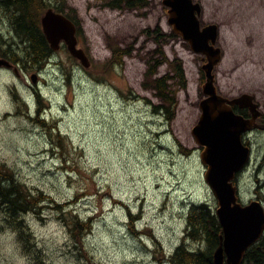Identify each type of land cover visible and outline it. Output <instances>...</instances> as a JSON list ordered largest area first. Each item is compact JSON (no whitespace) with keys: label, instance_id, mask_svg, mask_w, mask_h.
I'll return each instance as SVG.
<instances>
[{"label":"rangeland","instance_id":"374dc122","mask_svg":"<svg viewBox=\"0 0 264 264\" xmlns=\"http://www.w3.org/2000/svg\"><path fill=\"white\" fill-rule=\"evenodd\" d=\"M48 1L74 21L91 65L62 46L42 70L0 68V170L37 201L17 223L0 209V264H172L191 206L217 209L193 136L205 99L204 56L173 32L163 0L120 9L112 0ZM196 1L201 22L220 28L218 91L251 94L264 112V0ZM0 33L16 41L8 23ZM116 50L125 53L121 64L112 63ZM174 60L186 87L171 71ZM165 76L171 120L155 87ZM39 108L56 132L36 121ZM244 141L253 157L238 180L241 200L264 206V131ZM76 223L90 224L78 232L82 240Z\"/></svg>","mask_w":264,"mask_h":264},{"label":"water","instance_id":"95a60500","mask_svg":"<svg viewBox=\"0 0 264 264\" xmlns=\"http://www.w3.org/2000/svg\"><path fill=\"white\" fill-rule=\"evenodd\" d=\"M168 9L173 32L187 41L191 50L204 56L205 75L201 101L202 115L193 129L201 149L200 158L206 166L205 181L217 200L216 214L223 229L222 244L214 254L215 264H243L247 251L264 235V206L260 201L244 204L237 184L238 176L252 159V148L243 141L244 135L264 129L257 123L261 116L254 97L243 94L234 99L220 95L216 87L215 68L222 61L217 46L219 26H201V5L194 0H163ZM42 28L51 50L65 44L85 68L91 63L86 52L78 48L77 26L65 14L49 9L42 18ZM14 68L7 59H0V68ZM17 71L16 69H14ZM18 72V71H17ZM31 80L38 82V76ZM247 109L252 118L235 113L234 108Z\"/></svg>","mask_w":264,"mask_h":264},{"label":"trees","instance_id":"16d2710c","mask_svg":"<svg viewBox=\"0 0 264 264\" xmlns=\"http://www.w3.org/2000/svg\"><path fill=\"white\" fill-rule=\"evenodd\" d=\"M145 3L146 0H112L109 6L113 9L137 8ZM50 7L52 6L48 0H0V26L8 23L11 32L14 33L12 39L16 40L8 44L0 33L2 58L22 65L23 68L37 67L40 70L44 68L53 54L42 28V18ZM55 11L63 13L60 8H55ZM114 54L112 63L121 64L125 53L116 50ZM170 66L180 85L186 87L187 78L182 63L174 60ZM169 79V76L157 79L155 87L160 91V97L169 104L165 111L171 120L174 114L171 105H175V102L174 98L170 97L167 87ZM37 99L40 102L39 94ZM38 115L40 119L36 121L41 126L52 128L53 132L57 131V127H50L44 119H41V116L43 117L41 108L37 110ZM60 136L57 134V141H60ZM36 203L32 193L11 172L0 170V209L4 210L10 220L12 219L14 223L20 222L19 215L32 210ZM89 228L90 224L86 229L82 223L74 224L76 234L81 236L80 240L84 234L80 235L78 232ZM222 236L223 229L216 215V209L209 203L193 204L188 213L184 242L171 256V263L215 264L214 254L222 244ZM185 241H191L195 247L189 248ZM243 264H264V235L247 251Z\"/></svg>","mask_w":264,"mask_h":264},{"label":"flooded vegetation","instance_id":"af4514ba","mask_svg":"<svg viewBox=\"0 0 264 264\" xmlns=\"http://www.w3.org/2000/svg\"><path fill=\"white\" fill-rule=\"evenodd\" d=\"M194 2H197V3H199V4L201 5V8H202L201 16H202V13H203V11H204V10H203V5H202V3H201V2H198V1H196V0H194ZM163 8L166 9V10H168V9L165 7L164 4H163ZM200 21H201V18H200ZM201 24H203V23H201ZM203 25H204V24H203ZM255 102H256V99H255ZM256 103H257V102H256ZM257 104H258V103H257ZM258 106H259V109H260V113H261L260 115H261V116L258 118L257 123H258L259 125H261L262 127H264V112L261 110L259 104H258ZM234 110H235L236 113L242 112V116H244L246 119H250V118H252V115L250 114V112H249L247 109H240L239 107H235ZM239 114H241V113H239ZM257 131H261V130H255L254 132H251V133L246 134L245 139H248L250 136H252L253 133H255V132H257ZM262 131H264V130H262ZM248 145L251 146L250 143H248Z\"/></svg>","mask_w":264,"mask_h":264},{"label":"bare ground","instance_id":"6f19581e","mask_svg":"<svg viewBox=\"0 0 264 264\" xmlns=\"http://www.w3.org/2000/svg\"><path fill=\"white\" fill-rule=\"evenodd\" d=\"M28 42V41H27ZM198 242V241H197ZM251 249V248H250Z\"/></svg>","mask_w":264,"mask_h":264}]
</instances>
